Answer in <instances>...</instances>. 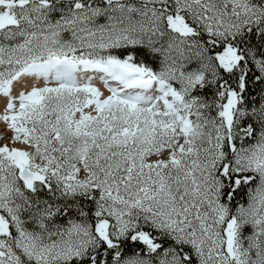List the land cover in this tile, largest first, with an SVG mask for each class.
<instances>
[{
  "label": "snow or ice",
  "instance_id": "snow-or-ice-1",
  "mask_svg": "<svg viewBox=\"0 0 264 264\" xmlns=\"http://www.w3.org/2000/svg\"><path fill=\"white\" fill-rule=\"evenodd\" d=\"M0 103V264H264V0H0Z\"/></svg>",
  "mask_w": 264,
  "mask_h": 264
},
{
  "label": "bare ground",
  "instance_id": "bare-ground-1",
  "mask_svg": "<svg viewBox=\"0 0 264 264\" xmlns=\"http://www.w3.org/2000/svg\"><path fill=\"white\" fill-rule=\"evenodd\" d=\"M96 83H97V86L101 87L102 90H106V89L103 88V85L100 84L99 81H96ZM0 108H2V103H0ZM2 125H4V123H0V133H3L4 138L3 139H0V140H2L3 141V144H4L5 142H7V138L11 136V133L8 135V133L6 132L7 130L4 127H2ZM17 146L18 147H23V145H17Z\"/></svg>",
  "mask_w": 264,
  "mask_h": 264
},
{
  "label": "flooded vegetation",
  "instance_id": "flooded-vegetation-1",
  "mask_svg": "<svg viewBox=\"0 0 264 264\" xmlns=\"http://www.w3.org/2000/svg\"><path fill=\"white\" fill-rule=\"evenodd\" d=\"M2 127H4V128L7 130L6 132L8 133V135L11 133V131L7 129V127H6L5 124L2 125ZM6 132H5V133H6ZM7 133H6V134H7ZM11 135H12V133H11ZM0 142L3 144V141H2V140H0Z\"/></svg>",
  "mask_w": 264,
  "mask_h": 264
},
{
  "label": "rangeland",
  "instance_id": "rangeland-1",
  "mask_svg": "<svg viewBox=\"0 0 264 264\" xmlns=\"http://www.w3.org/2000/svg\"><path fill=\"white\" fill-rule=\"evenodd\" d=\"M102 91H104L105 92V94H107V90H102ZM0 145H2V143L0 142Z\"/></svg>",
  "mask_w": 264,
  "mask_h": 264
}]
</instances>
